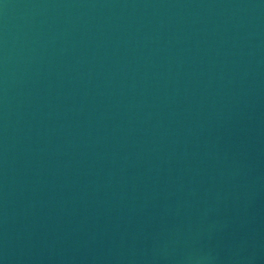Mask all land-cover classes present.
Segmentation results:
<instances>
[{
  "label": "water",
  "instance_id": "obj_1",
  "mask_svg": "<svg viewBox=\"0 0 264 264\" xmlns=\"http://www.w3.org/2000/svg\"><path fill=\"white\" fill-rule=\"evenodd\" d=\"M0 264H264V0H0Z\"/></svg>",
  "mask_w": 264,
  "mask_h": 264
}]
</instances>
